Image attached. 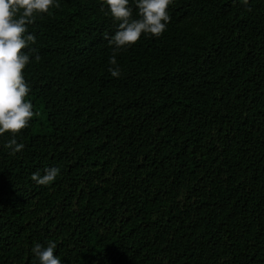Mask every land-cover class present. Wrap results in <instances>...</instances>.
Listing matches in <instances>:
<instances>
[{
  "label": "trees",
  "instance_id": "trees-1",
  "mask_svg": "<svg viewBox=\"0 0 264 264\" xmlns=\"http://www.w3.org/2000/svg\"><path fill=\"white\" fill-rule=\"evenodd\" d=\"M58 3L27 26L39 115L21 152L0 135V196L24 202L0 264L49 241L62 264H264V0H173L116 52L102 0Z\"/></svg>",
  "mask_w": 264,
  "mask_h": 264
},
{
  "label": "clouds",
  "instance_id": "clouds-1",
  "mask_svg": "<svg viewBox=\"0 0 264 264\" xmlns=\"http://www.w3.org/2000/svg\"><path fill=\"white\" fill-rule=\"evenodd\" d=\"M173 0H102L100 8L105 7L117 30L108 39L113 46V52L134 45L141 37L150 34L159 37L165 31L171 17L167 10ZM137 16L133 18V6ZM59 7L58 0H0V135L5 132L10 138L4 147L15 154L22 151L24 144L17 141L21 130L29 127L30 121L39 113L33 110V104L26 98L30 94V85L26 82L23 70L30 62L29 52L39 61L40 56L34 48L36 37L27 31V26L33 23L34 13H49L50 8ZM28 49V51H22ZM115 56L109 58V65H114ZM113 77L120 74L119 66L109 67ZM61 170L58 166L44 169L43 175L32 173V180L38 185H48L55 181ZM56 244L49 241L47 246L36 243L31 252L38 264H62L61 258L54 255Z\"/></svg>",
  "mask_w": 264,
  "mask_h": 264
},
{
  "label": "rangeland",
  "instance_id": "rangeland-1",
  "mask_svg": "<svg viewBox=\"0 0 264 264\" xmlns=\"http://www.w3.org/2000/svg\"><path fill=\"white\" fill-rule=\"evenodd\" d=\"M2 142L1 140V144ZM8 157L6 152L0 149V163L6 164ZM23 205L24 202L19 195L0 196V246L12 239L13 232L21 222L20 210Z\"/></svg>",
  "mask_w": 264,
  "mask_h": 264
}]
</instances>
